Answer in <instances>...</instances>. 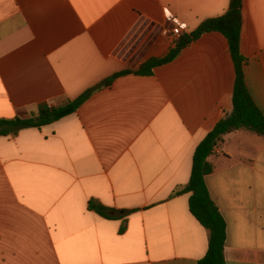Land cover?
Here are the masks:
<instances>
[{
  "label": "crops",
  "instance_id": "crops-1",
  "mask_svg": "<svg viewBox=\"0 0 264 264\" xmlns=\"http://www.w3.org/2000/svg\"><path fill=\"white\" fill-rule=\"evenodd\" d=\"M231 2L0 0V119L90 92L60 121L0 137V264H200L209 231L191 194H176L233 112L229 42L205 33L151 75L138 71ZM242 17L245 81L264 116V0H243ZM209 161L226 264H264V136L231 131ZM92 200L134 213L103 217Z\"/></svg>",
  "mask_w": 264,
  "mask_h": 264
},
{
  "label": "trees",
  "instance_id": "trees-1",
  "mask_svg": "<svg viewBox=\"0 0 264 264\" xmlns=\"http://www.w3.org/2000/svg\"><path fill=\"white\" fill-rule=\"evenodd\" d=\"M242 8L243 0H232L230 8L225 15L207 21L190 35H182L167 57L162 60L151 61L138 71L140 74L151 75L153 68L171 62L183 48L205 33H222L229 42L230 52L237 71L233 112L230 116L219 121L214 130L198 146L194 155L191 180L183 191L176 194H191L190 211L199 223L209 231L208 252L205 258L200 261V264H226L224 249L227 241V224L211 198L206 185V177L214 172V167L210 163L209 158L213 155L214 148L222 144L225 136L231 131L245 130L264 136V116L255 105L245 81L244 67L247 60L241 53ZM89 94L90 92L60 107L42 109L38 115H33L29 118L0 119V137L17 135L24 129H40L60 121L74 114L85 102ZM88 208L90 211L110 219L118 215L128 216L134 213V211L110 209L96 200L90 201ZM125 231L126 226L124 225L120 232L124 233Z\"/></svg>",
  "mask_w": 264,
  "mask_h": 264
},
{
  "label": "built area",
  "instance_id": "built-area-1",
  "mask_svg": "<svg viewBox=\"0 0 264 264\" xmlns=\"http://www.w3.org/2000/svg\"><path fill=\"white\" fill-rule=\"evenodd\" d=\"M178 32V31H177ZM179 33V32H178ZM217 152V151H216Z\"/></svg>",
  "mask_w": 264,
  "mask_h": 264
}]
</instances>
